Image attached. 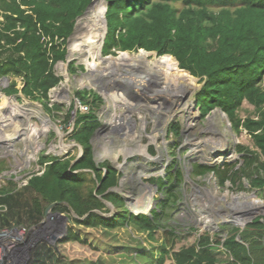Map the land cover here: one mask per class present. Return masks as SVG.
<instances>
[{
    "label": "trees",
    "instance_id": "trees-1",
    "mask_svg": "<svg viewBox=\"0 0 264 264\" xmlns=\"http://www.w3.org/2000/svg\"><path fill=\"white\" fill-rule=\"evenodd\" d=\"M92 1L0 0V78L9 80L3 89L6 95L20 92L40 101L46 112L60 108L57 104L49 105L48 93L61 80L54 65L65 59L67 39L77 18ZM106 2L107 34L102 54L143 49L158 56H173L180 69L202 83L195 94L201 116L219 108L233 131L244 130L250 136L253 150L237 146L248 168L241 171L250 178L251 186L261 190L264 198V0ZM73 65L70 70L75 69ZM17 78L21 79V88L17 87ZM74 95L80 103L90 104L88 112H77L71 132L72 139L82 147L81 157L71 165L76 157L42 155L39 163L47 162L43 173L32 174L27 184L18 189L11 188V181L2 186L0 204L6 211L0 212V228L35 226L42 221L50 203L66 202L67 205L58 204L52 210L68 214L70 221L84 227L130 228L146 234L149 242H155V232L160 231L161 241L151 252L141 243L136 246V255L149 257L154 264H163L168 257L174 264H264V214L254 217L242 229L221 227L224 237L203 230L194 243L175 250L178 233L159 223L156 210L149 215L131 213L121 195H118L121 205L116 206L109 199L114 193L108 190L118 185L120 172L106 161L95 163L90 141L101 125L96 109L102 98L93 89L76 90ZM244 101L253 107V116L242 119L237 110ZM72 109L73 106L66 114V122ZM179 128L177 123L170 125L169 132L176 137ZM149 153H154L153 146L149 147ZM171 168L161 186L181 178V171ZM201 169L213 172L220 186L226 181L234 182L238 173L229 167ZM85 173L91 177L87 178ZM99 197L116 207L112 217L101 214L108 213L109 208ZM66 231L60 243L87 244L72 228ZM30 256L28 264H72L62 263L55 247L46 242H40ZM79 262L105 264L101 260Z\"/></svg>",
    "mask_w": 264,
    "mask_h": 264
},
{
    "label": "rangeland",
    "instance_id": "rangeland-1",
    "mask_svg": "<svg viewBox=\"0 0 264 264\" xmlns=\"http://www.w3.org/2000/svg\"><path fill=\"white\" fill-rule=\"evenodd\" d=\"M89 30L71 33L65 44L67 54L69 39L76 34L80 40H87L84 34ZM100 32L104 35L105 25L104 29H100ZM67 54L64 60H59L54 65L55 74L61 77V80L48 93L49 105H59L60 108L57 110L46 112L40 101L32 100L20 92L17 95H6L3 89L8 85L9 80L0 78V114L7 110L5 107L1 112L2 96L10 99L9 104L13 101L14 105L12 107H20L19 115L16 116V121H18L20 127L19 131L14 132L10 130L12 127L7 126V130L0 133V188L6 185L8 181L13 183L12 189L25 186L31 174L41 171L43 164L39 163V159L42 155L54 156V153H60L61 158H72L78 157L82 153V147L71 137L74 128L73 115L70 113V118L66 122V114L71 106H73L71 111L74 109L76 111L78 107L77 101L79 102V100L76 99L74 92L92 87L88 79L85 86H81L77 79L82 76L86 69L91 71L100 70L104 64L101 63L102 65L100 64L99 68H86V65L78 58L68 61ZM154 55L157 57L155 53ZM72 63H74V70H70ZM81 66H83L82 69ZM161 81L164 91L152 94L137 91L138 95L144 98V101L136 103L130 100L132 104H135V108L127 114H124L123 106L120 107L111 100L106 101L104 95L107 93H103L101 95L102 102L96 109L101 125L95 130L90 141L95 162L101 164L106 161L110 165L113 163L115 169L120 172L118 185L116 186L118 188L115 192L112 191L114 196L110 195L109 199L116 206H119L121 201L118 195L121 194L122 197H127L124 200L126 206H128V190L133 191L135 198L134 202H131L134 207L132 210L146 213L156 210L159 213V223L163 226L172 227L177 231L178 236L173 247L177 250L181 246L194 243L203 230H209L218 233L220 237H224V231L221 227L231 228L237 226L234 224L236 220L231 222L233 218L248 220V216H246L248 208L241 206L242 200H244L243 195L254 194L263 203L264 198L261 190L251 186L250 178L241 171L245 167V159L242 157L243 154L238 152L237 146L242 145L253 150L250 136L244 130L239 133L233 131L226 114L219 108H213L206 116H201L195 100V94L202 86L198 79H195L196 88L185 85L190 89L186 96L192 105L191 117L186 113L188 109L183 111L181 107L176 105L180 102V96H182L178 93L175 94L178 86H180L179 82L167 80L165 76ZM169 83L172 86H169ZM21 86V79L17 78V87L21 88ZM55 90H59L58 98L53 100L51 93ZM113 99L117 100L118 97L115 95ZM154 100L155 102H152ZM39 105L60 130L61 138L56 129L52 127L46 134L38 136L39 138L36 137V141L27 135V140H24V133H26L29 125L40 124L39 120L33 116L34 110ZM170 105L175 108L172 110L177 115L163 124V117L168 114L167 109ZM87 106L90 110V104H87ZM237 113L242 119L246 116H253V107L244 101ZM113 114H118L115 124H111ZM123 114L124 119L132 117L133 121H117ZM186 117L191 118V120H187ZM176 123L180 127V133L175 137L173 133L169 132V127ZM117 124L122 125L117 129H113V126L109 129V125L116 126ZM210 134L216 139V144H220L217 146L219 148L215 145L210 146L207 143L206 138ZM151 138L155 141H151ZM61 144L69 148L60 152L62 150ZM139 145H146L145 149L150 157H146L141 153ZM150 146L154 147V153H149ZM36 148L38 151L36 150L37 153L35 151L34 158L27 157ZM246 154L250 156V154ZM216 166L237 170L235 181H226L223 186H220L213 172L209 169L204 172L201 169V167L211 168ZM169 168L172 171L175 169L180 170L181 178L161 186L162 182H166V174ZM251 169H253V166ZM245 170H248V168L245 167ZM76 172L78 171L73 173ZM85 176L87 178L91 177L90 174L86 175V173ZM150 178H155L156 181L151 182ZM153 184H156V188ZM144 185L152 186L151 191L148 192ZM141 187L145 189L143 190ZM145 194H150L148 204ZM161 202L164 205H161ZM144 203L146 207L143 205ZM107 207L111 211L105 216L111 217L117 209L110 204ZM257 210L258 212L255 216L253 215L254 217L264 214V205L263 207L257 206ZM4 211H6V207L0 204V212ZM65 215L69 216L68 214ZM204 221L206 222L204 223ZM23 227L26 229L33 228V226L27 227L25 225ZM65 228L66 230L72 228L85 239L87 244L78 242L60 243V239L65 238L67 231L64 233L61 225H53L51 230L53 229L57 233L52 235L58 237L57 241L53 239L52 235H47L44 229V231L40 230V234L33 236L34 245L32 250L40 242H46L55 247V250L61 256L62 263L82 264L79 261L101 260L105 264H134L136 262L139 264H154L153 259L136 255V246L141 243V245L147 247V252H151L153 247L159 245L162 238L161 232L156 231L155 242H149L146 234L136 232L134 229L107 230L84 227L73 223L72 219L65 222ZM30 259L31 256L25 264H28ZM163 264H174V262L168 257Z\"/></svg>",
    "mask_w": 264,
    "mask_h": 264
},
{
    "label": "bare ground",
    "instance_id": "bare-ground-1",
    "mask_svg": "<svg viewBox=\"0 0 264 264\" xmlns=\"http://www.w3.org/2000/svg\"><path fill=\"white\" fill-rule=\"evenodd\" d=\"M93 1L94 2L91 5L89 4L90 6L87 7L86 12L77 18L78 22L76 20L77 25H76L75 31H79V33H80L82 31H86V30L90 29L87 33L84 34L85 37H87V40H83V41L80 40V38H78V36L76 34H74L69 39L68 54L66 53L68 61L73 59V58H78L80 61H82L86 65V68H89V67L99 68V65L101 63H103L104 64L103 66L113 67L114 69H116V71L118 73L121 70L122 66H124L128 70H131V67H135V68L139 69L145 77L151 75L150 80H152L154 83H151L150 86L148 85V87L155 90V92H159L162 90L164 91L163 86L161 84L162 83L161 80H163L164 76L167 77V80H170V81L173 80V81L179 82L180 86H178V90L175 92V94L177 95V93H178L179 95L181 94L182 96H180L181 97L180 102L176 103V105H177V107H181L183 111H184V109H188V111H186V113H188L189 117H191L192 105H191V103H189V100L186 96L190 92L189 91L190 89L185 87V85L188 87L194 86V88H196L195 79H197V78L193 77L188 71H186L184 69H180L178 67V62L171 55L158 56L157 53H155V52H152V51L149 52V51H145L143 49L139 50L138 52H133V53L122 52L121 54H118V55H112V54L103 55L101 48L103 47V43H104L103 38H104L105 33H106L107 23L105 26L104 35L100 32V29H104L105 22L103 20V12H104L105 6L107 9V2H106V0H93ZM105 2H106V4H105ZM105 12H104V16H105ZM98 36H99V38H97ZM101 39H102V42H101ZM150 53H153V54H150ZM154 53L156 54V56L158 58L155 57ZM103 56H107V57H105L103 59ZM102 67L100 70L91 71L90 69H87V71H89L93 74L106 73V71L104 69H102ZM159 74H161L162 76ZM116 75H118V74H116ZM3 79L8 80V78H5V77H3ZM87 79L90 81V79L87 75L82 74V76L79 77L77 79V81L81 86H85V85H87ZM138 83H139V85H142V86L146 85L147 86L146 81L144 79L138 80ZM168 85L172 86L170 83ZM194 88H192V89H194ZM62 89H64V88H62ZM62 89H60V90H62ZM90 89H93V87H91ZM58 91L59 90H55L54 92L51 93V97L53 100H56L58 98ZM115 95L118 97L117 100L113 99V97ZM104 96H105L106 101H110V100L114 101L115 104L120 106V107L123 106L124 104H128V105L130 104L132 106V109L135 108V104H132L128 100H125V97L121 93L116 94L115 92H109ZM114 102H113V104H114ZM9 103H10V99H8V97L6 98V97L2 96L1 112H3V108H5V107H6L5 109H7V110L0 114V133L3 131H6L7 126H10V128L12 127L10 130H12L14 132L19 131V129H20L19 123H18V121H16L17 120L16 116L19 115L20 107H18V106L12 107L14 105L13 101H11V104H9ZM81 104H83V103H81ZM166 104H168V103H166ZM84 105H87V104H84ZM172 109H175V108H173L170 105L169 108L167 109V111H169L168 114H166V116L163 117V119H164L163 124H165L168 121V119H171L175 115H177L176 112H174V110H172ZM88 111H89V109H88ZM77 112H81L79 107L76 108L75 115H74L73 111L70 112L71 115H73L74 120L76 118ZM6 113H8V114H6ZM221 115L223 116V114H221ZM33 116L39 120L40 124L39 125H37V124L29 125V127L26 130V133H24L25 134L24 140H27V138H26V135H27L36 141V137L46 134V132H48L52 127L54 129H56V132L59 134L60 138L62 137L60 130L56 127L55 123L50 119V117L42 110L40 105L38 108H36L34 110ZM116 116H118V114H113V117L111 118V124H113V123L115 124ZM189 117L188 118L186 117V119L191 120V118H189ZM130 118H132V117H130ZM126 120H128V122H129L128 117H126L125 119H124V117L121 119L120 118L117 119V121H120V122H124V121L126 122ZM117 125L116 126L109 125V129H111V126L114 127L113 129H115V128L117 129V127H119L122 124H120L118 126ZM7 135H11V134H7ZM153 137H155V136H153ZM206 140L208 141L207 143H209L210 146L215 145L217 147L218 145H220V144H216V139L211 134L209 135V137L206 138ZM151 141H155V139L151 138ZM145 146L146 145H139V147H140L139 150L141 151V153L144 156L150 157V155L147 153V151L145 149ZM60 147L62 149V150H60V152L66 151L69 148L68 146H63V144H61ZM217 148H219V147H217ZM36 150H37V148L35 150H33V152H31V155H27V157L30 156L33 159L34 153ZM37 151H36V153H37ZM57 154L54 153L53 155L56 156L57 158H61L60 153H57ZM81 155H82V153L80 154V156L78 158L76 157L72 161L71 165L76 160H78L81 157ZM153 159H155V158H153ZM42 164H43V167H42L41 171H38V172L33 173V174L39 175L38 174L39 172L43 173L45 165L47 164V162L41 163V165ZM96 164H98V163H96ZM73 172H75V171H73ZM31 175L29 177H31ZM146 189L148 190V192L151 191V187H149V185H146ZM119 195H121V194H119ZM145 195H146V197H145ZM145 195H144V197H145L146 202L148 204L150 202V194H145ZM242 197L244 198V200H242L243 203L241 204V206L242 207L246 206L248 208V212L246 213V216H248V217L253 216V215L255 216V214H257V212H258L257 206L263 207V205H264V203L260 199H258L254 194H247V195L245 194ZM99 198L105 203L106 206L108 204H110L111 206L115 207L111 202L106 201L102 197H99ZM143 205L145 206L146 204L144 203ZM126 207L129 209V212H131V213H135V214H137V212L138 213L139 212L146 213V212H142V211H138V210L137 211L132 210L134 207H132V205L130 206L129 204ZM52 209H51V211L53 213L52 212L50 213V217H48V218L43 217L42 221H40V223H38L37 225H35L33 227L42 226V225L48 223V221L51 223H54L57 226L61 225V227H62V223L66 222V221L61 218V215H65V214L54 212ZM109 211H111V210L109 209ZM108 213H110V212H108ZM108 213H101V214L103 216H105V214H108ZM146 214L149 215L150 213H146ZM67 217L69 218V221H70V217L69 216H67ZM205 222L206 221H204V223ZM231 222H234V224L237 226L239 224L245 223L244 218H241V219H234L233 218V221H231ZM47 235L50 236V235H52V233L50 231H48ZM30 255H31V252H30Z\"/></svg>",
    "mask_w": 264,
    "mask_h": 264
},
{
    "label": "water",
    "instance_id": "water-1",
    "mask_svg": "<svg viewBox=\"0 0 264 264\" xmlns=\"http://www.w3.org/2000/svg\"><path fill=\"white\" fill-rule=\"evenodd\" d=\"M93 2L94 1H92L90 3V5ZM105 4H106V2H105ZM86 10H85V12H86ZM105 11H106V6H105ZM104 22H105V26H106V18H104ZM76 25H77V22L75 23V26H74V29H73V33L75 31ZM106 33H107V27H106ZM106 33H105V35H106ZM140 50H142V49H140ZM121 53L122 52H119L118 54H121ZM105 57H107V56H103V59ZM102 69H104L106 71V73L93 74V73L87 71V69L83 73V74H85V75H87L89 77V79H90L89 82L91 83L93 89L100 96L103 93H109V92H115L116 94L121 93L125 97V100H128L129 102L131 100V101H135L136 103H139L140 101H144V98L139 96L137 91H139L141 93L148 92L149 94H152V93L155 92V90H153L152 88L148 89V86H146V85H144V86L139 85L138 80H140V79H144L146 81V84L149 85V86H150L151 83H154V82L152 80H150L151 79V75L145 77L142 74V72L139 69L135 68V67H131V70H128L124 66H122L121 70L119 71V73L113 67H105V66H103ZM116 74H118V75H116ZM5 78H7V77H5ZM152 102H155V100L152 101ZM123 107H124V114L129 113L130 110L132 109V106L130 104L129 105L128 104H124ZM73 113L75 115V109L73 110ZM124 114L121 115L120 118H122L124 116ZM128 118H129L130 121H133L132 118H130V117H128ZM111 166L115 168V165L113 163H111ZM144 186L146 187V185H144ZM153 186H154V188H156V184H153ZM149 187H152V186L149 185ZM117 188L118 187L115 186L113 188H110L108 191H114L115 192V190ZM123 198L127 199V197H123ZM58 204L67 205L66 202H53V203H50L45 208L44 218L50 217L51 209L55 205H58ZM129 205L131 206V204H129ZM69 209L71 210L72 215L76 217V214L72 211V209L71 208H69ZM61 218L63 220H65V221H69V218L66 215H61ZM253 218H254V216L248 217V220H246L245 223H243V224H239L238 227L240 229H242L245 226V224L250 222ZM62 228H63V231L65 232L66 231L65 222L62 223ZM52 236H53V239H55V241H57L58 237L56 235H52Z\"/></svg>",
    "mask_w": 264,
    "mask_h": 264
},
{
    "label": "built area",
    "instance_id": "built-area-1",
    "mask_svg": "<svg viewBox=\"0 0 264 264\" xmlns=\"http://www.w3.org/2000/svg\"><path fill=\"white\" fill-rule=\"evenodd\" d=\"M77 106L81 112H87L89 107L77 101ZM55 225L48 223L26 229L22 226H11L0 228V264H25L30 256L33 244V236L40 234V230H45L46 234L50 231L52 234L57 231L51 230ZM43 230V231H44Z\"/></svg>",
    "mask_w": 264,
    "mask_h": 264
},
{
    "label": "clouds",
    "instance_id": "clouds-1",
    "mask_svg": "<svg viewBox=\"0 0 264 264\" xmlns=\"http://www.w3.org/2000/svg\"><path fill=\"white\" fill-rule=\"evenodd\" d=\"M141 189H145V188H143V187H141ZM128 194H129V197H128V201H129V204H131V202H134V193H133V191H131V190H128ZM132 205V204H131Z\"/></svg>",
    "mask_w": 264,
    "mask_h": 264
},
{
    "label": "crops",
    "instance_id": "crops-1",
    "mask_svg": "<svg viewBox=\"0 0 264 264\" xmlns=\"http://www.w3.org/2000/svg\"><path fill=\"white\" fill-rule=\"evenodd\" d=\"M108 192V191H107Z\"/></svg>",
    "mask_w": 264,
    "mask_h": 264
}]
</instances>
